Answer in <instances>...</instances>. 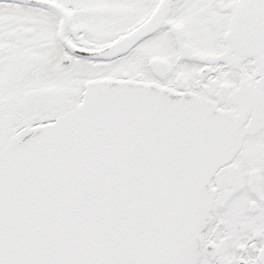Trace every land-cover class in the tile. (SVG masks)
<instances>
[{"label": "snow or ice", "instance_id": "obj_1", "mask_svg": "<svg viewBox=\"0 0 264 264\" xmlns=\"http://www.w3.org/2000/svg\"><path fill=\"white\" fill-rule=\"evenodd\" d=\"M0 264H264V0H0Z\"/></svg>", "mask_w": 264, "mask_h": 264}]
</instances>
